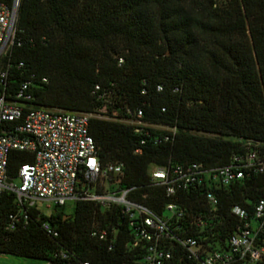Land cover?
<instances>
[{"label":"trees","instance_id":"1","mask_svg":"<svg viewBox=\"0 0 264 264\" xmlns=\"http://www.w3.org/2000/svg\"><path fill=\"white\" fill-rule=\"evenodd\" d=\"M15 27L0 89L13 94L30 79L36 107L91 114L98 160L121 163L117 187H133L129 197L157 214L176 198L150 185L151 167L222 165L243 142L264 143V0H19ZM137 109L145 126L126 122ZM30 160L12 151L8 168ZM220 195L224 210L250 206L264 196V174ZM183 196L185 206L201 203L199 191ZM12 210L2 193L0 225ZM45 220L56 235L42 229ZM100 229L104 239L92 234ZM132 238L118 207L77 200L69 215L31 213L13 230L0 227V253L49 264H136L143 250L130 247ZM170 264L196 263L183 256Z\"/></svg>","mask_w":264,"mask_h":264},{"label":"built area","instance_id":"2","mask_svg":"<svg viewBox=\"0 0 264 264\" xmlns=\"http://www.w3.org/2000/svg\"><path fill=\"white\" fill-rule=\"evenodd\" d=\"M18 3L0 0V84L7 76L1 59L15 39ZM31 85L30 79L23 80L13 94L0 89V195L9 194L13 205L6 223L0 225L3 230L25 223L31 213L42 216L37 202L62 206L86 200L101 208L118 207L125 215L133 233L128 244L143 250L136 264H170L174 257L181 261L183 256L196 264H264V196L250 206L233 204L224 210L225 199L220 195L228 185L264 174V143L243 142V149L232 152L222 165L192 162L151 167L150 185L176 198L157 214L129 197L133 187H117L121 163L102 165L98 160L88 132L91 114L36 107L31 103ZM141 117L137 109L134 119L126 122L145 126ZM12 151L29 153L31 160L10 170ZM138 152L139 148L134 149ZM190 191L200 194L201 203L195 208L181 199ZM41 227L56 235L48 221ZM92 234L104 239L106 231Z\"/></svg>","mask_w":264,"mask_h":264},{"label":"rangeland","instance_id":"3","mask_svg":"<svg viewBox=\"0 0 264 264\" xmlns=\"http://www.w3.org/2000/svg\"><path fill=\"white\" fill-rule=\"evenodd\" d=\"M36 207L39 210V213L44 217L55 215L58 212H63L64 214L69 215L73 212L74 202L68 201L62 206H52L46 202H37ZM0 264H48V262L39 259L0 253Z\"/></svg>","mask_w":264,"mask_h":264}]
</instances>
